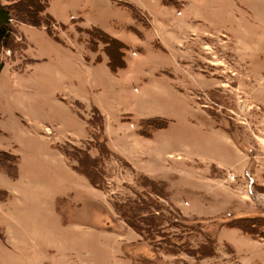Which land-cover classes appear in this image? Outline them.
Segmentation results:
<instances>
[{
	"label": "rangeland",
	"instance_id": "rangeland-1",
	"mask_svg": "<svg viewBox=\"0 0 264 264\" xmlns=\"http://www.w3.org/2000/svg\"><path fill=\"white\" fill-rule=\"evenodd\" d=\"M108 1L50 0L48 11L65 24L51 29L71 46L25 25L17 42L0 50V144L17 143L21 174L41 184L35 201H26L24 243L0 250V264H264V239L223 226L264 216V0ZM125 3L137 8L136 18ZM181 17L198 34L188 26L183 36L172 26L182 43L168 36L173 46L165 51L155 22ZM92 25L126 43L125 67L112 73L105 63L91 64L90 73L83 66L82 50L93 62L104 55L102 43L92 51L89 36L77 30ZM76 94L92 105L71 101ZM93 105L121 146L133 142L130 131L140 132L137 117L167 119L141 139L142 168L161 180L131 167L107 140L110 152H100L98 124L105 122ZM73 110L87 121L85 138H69L77 129ZM43 126L58 150L76 152L67 157L73 169L87 153L98 186L79 172L87 188L80 187L74 174L46 161L47 141L37 135ZM9 177L0 173V186ZM57 195H64L58 212Z\"/></svg>",
	"mask_w": 264,
	"mask_h": 264
},
{
	"label": "crops",
	"instance_id": "crops-1",
	"mask_svg": "<svg viewBox=\"0 0 264 264\" xmlns=\"http://www.w3.org/2000/svg\"><path fill=\"white\" fill-rule=\"evenodd\" d=\"M112 2L113 1H108L109 4H113ZM49 5H50V2H49ZM181 5H182L181 8L185 7V4L181 3ZM145 13H147V12H145ZM181 14H182V12H181ZM69 18L70 19H77V21L79 20V18H77V16L73 17V15H71V14L69 15ZM152 20L153 19L149 16L150 26L153 25ZM56 21L59 22L60 20L56 19ZM157 22H159V23H157ZM157 22H155V23H156V25H158L161 28L162 35H163L160 37L161 38L160 39V45L165 51H168L169 48H171L173 46V44H170L167 42L168 36L174 38L173 40H174V42H176L178 44L177 46H179L182 43L181 40H179V38L177 36L172 34V28H173L172 26H175V25L179 26L178 29L180 30V32L183 36H184V33L186 31L187 32L189 31L186 28L188 26L193 30V32L197 33V31H195V29H193V27L190 25V20H187L186 17L185 18L184 17L183 18L182 17L181 18H168L165 21L157 20ZM25 25L31 26V25L24 24V23H17L15 25L16 35H19L18 31H20V26H25ZM92 26H95V25H92ZM31 27H34V26H31ZM85 28H87V27H85ZM42 29H44V28H42ZM100 29H102V28H100ZM105 32L110 34V35L117 37V33H112V32H108V31H105ZM261 32H264V22L262 23ZM204 33L206 34L208 32L203 30L201 34H204ZM261 40L263 42L264 38H261ZM58 43L62 46H71L73 44V43H67V42H63V43L58 42ZM76 46H77V44H76ZM82 56L84 58L82 60V64H83V66H85L89 70L90 73L92 72L91 64H92V66H94L95 64H98V63L99 64L105 63L106 66L108 67L107 56L105 55V53L103 56H101V60L99 62H96V61L93 62V61L87 59L86 54L83 50H82ZM108 69H109V67H108ZM88 78L92 79V75L89 74ZM70 100L82 103L84 105L87 104L86 99L85 98L83 99V96L80 94L72 95ZM59 102H62V101L60 100ZM61 104H63V103H61ZM87 105L91 106L92 102H90ZM93 106L96 107L95 105H93ZM98 110L102 113V115L104 117V122H105L104 123V134L106 136L108 148H110L115 154L119 155L121 158L125 159L131 165V167H133L134 169L139 170V171L149 175L151 178H159L158 177L159 174L154 172L152 169L142 168V166L146 164V161H145L146 151L141 146V139H142V137H146V136L142 135L139 132L138 128H136V129L130 131V133H129L130 134L129 138L133 139V142L131 141L127 146H123V145L121 146L119 143H117L114 140L113 136L108 133V124H107L106 115L103 113L102 110H100V109H98ZM70 115H71L70 119L75 120L74 121L75 123L73 122V124L77 127V129L72 128V130L68 131L70 133L69 138L72 139L74 136H75L74 138H85L88 134L87 121L84 120L74 110L71 111ZM143 116L137 117L136 120L140 121L142 119L149 118V117L145 118ZM27 124L29 125L28 122H27ZM216 128L220 131L225 132L220 127H216ZM43 132L45 134L40 131L37 133V135L40 136V138L47 141L46 147H45V149H43L44 153H45V151L47 152L50 150V153L47 154L46 161L56 163L61 168V170H68L71 174H74L75 180L77 182L79 181L78 184L81 187L82 183L85 180L84 177L76 169L72 168V165L68 162L67 157L60 150L57 149L56 144H55L56 141H53L52 138L49 139L51 133H50V129L48 128V126H43ZM225 133H227V132H225ZM28 134H30L32 137L35 135L31 131L30 132L28 131ZM17 148H18V144L14 143L13 141H5L4 140L0 144V150L9 152V153L17 156V176L11 177L9 175L10 177L7 178L8 181L3 186H0V250L4 251L5 253H6V251L8 253V251H10L11 249H14V247L17 248L18 246H22V244L24 243V241H22L23 240L22 235L28 234L29 230H30V228L25 227V224H27V223L29 224L28 218H30L28 211L26 209L27 208V205H26L27 202L26 201L27 200H29L31 202L35 201L34 197L36 195V191H38L36 188L41 186V184L38 183L37 181L30 179L28 177L29 175L23 176V174H21V171H20V163L21 162H20V158H19L21 156V154H20L21 151H18ZM138 162H140V165L137 164ZM211 164H214L215 166H217L219 168H225V169L228 168L230 170L234 169V167L236 165H238L237 162L233 163L229 166H225L222 162H211ZM175 170H177V168H175ZM2 172H5V171L0 168V173L2 174ZM159 179L161 180V178H159ZM162 181H164V180H162ZM164 182L166 184H168L166 181H164ZM35 184H37L38 186H36ZM83 186L85 188H87L84 183H83ZM262 186H264V182L262 183ZM70 194H71V192H68V195H70ZM61 197L64 198V195L55 196V203H56L55 204V210H56V212H58L57 202L60 201V199H63ZM31 230L34 232V231H38L39 229L36 228V229H31ZM243 234H245V233H243ZM246 235H248V234H246ZM250 238L253 239L251 236H250ZM253 240L259 241L258 239H253ZM261 242L264 245V241H261ZM32 247H34V242L32 244ZM37 249L38 248L36 247V250ZM233 250H235L234 247H233ZM37 263H39V262H37Z\"/></svg>",
	"mask_w": 264,
	"mask_h": 264
},
{
	"label": "trees",
	"instance_id": "trees-1",
	"mask_svg": "<svg viewBox=\"0 0 264 264\" xmlns=\"http://www.w3.org/2000/svg\"><path fill=\"white\" fill-rule=\"evenodd\" d=\"M49 2L50 0H0V50H9L14 45V43L17 42L18 36L16 35V23H24L38 28L42 27L50 37H52L57 42L63 43V41L53 33L51 26L60 24L62 27H65V24L57 22L56 19L48 12ZM124 5L128 7L133 17L136 18L137 8H135V6L131 5L130 3H125ZM77 30L84 32L89 36L88 43L91 45L90 48L92 51H97L99 49V43L103 44L101 51H103L107 56V65L111 72L115 73L118 69L126 66L124 50L127 48V45L119 38L106 33L104 30L96 26L87 28L77 26ZM100 60L101 56L99 55L96 59V62H99ZM2 65L3 63L0 61V69ZM94 110V112L98 113L100 117L102 116L97 108H94ZM100 120L101 121L98 124V128L99 134L103 139V145L101 146L100 152L108 153L110 150L105 146L106 136L104 134V124L102 122L103 119L101 118ZM167 122V119L162 117H149L142 119L139 121L141 126L140 133L144 136H148L152 131L166 126ZM92 135L93 134H91V136ZM92 137L94 138V135ZM59 148L66 157L78 158L76 152H69L63 146H60ZM88 159L89 157L87 153L83 152L82 157L78 159L79 169L77 167H75V169L80 173L86 174L88 176L89 182L93 186H98L87 168L88 166H91L90 168L93 169L95 167V162L91 161L90 163H86ZM0 168L11 177H16L17 156L0 150ZM127 223L138 233H141L142 228H140L137 223L128 219ZM150 223L153 224L152 221H150ZM223 226L236 227L243 233L251 236L253 239H264V230L261 231L260 229L261 227H264L263 215L257 217H236L223 223Z\"/></svg>",
	"mask_w": 264,
	"mask_h": 264
},
{
	"label": "built area",
	"instance_id": "built-area-1",
	"mask_svg": "<svg viewBox=\"0 0 264 264\" xmlns=\"http://www.w3.org/2000/svg\"><path fill=\"white\" fill-rule=\"evenodd\" d=\"M231 177H232V175H231Z\"/></svg>",
	"mask_w": 264,
	"mask_h": 264
}]
</instances>
